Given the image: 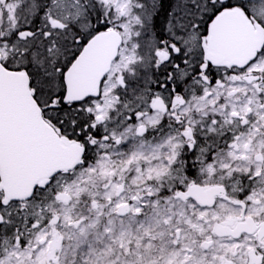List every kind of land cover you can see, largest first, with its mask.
Here are the masks:
<instances>
[{
  "label": "snow or ice",
  "instance_id": "6c2138e0",
  "mask_svg": "<svg viewBox=\"0 0 264 264\" xmlns=\"http://www.w3.org/2000/svg\"><path fill=\"white\" fill-rule=\"evenodd\" d=\"M0 264H264V0H0Z\"/></svg>",
  "mask_w": 264,
  "mask_h": 264
}]
</instances>
